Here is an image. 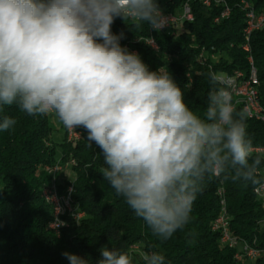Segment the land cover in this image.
Segmentation results:
<instances>
[{
  "label": "clouds",
  "instance_id": "obj_1",
  "mask_svg": "<svg viewBox=\"0 0 264 264\" xmlns=\"http://www.w3.org/2000/svg\"><path fill=\"white\" fill-rule=\"evenodd\" d=\"M136 30L168 24L158 0H0V112L54 114L82 127L103 153L102 178L153 235L167 241L190 222L206 178L260 183L247 112L227 74L209 70L203 111L194 110L171 73L150 70L121 46L115 18ZM3 116L0 131L12 129ZM97 264H135L126 250L101 247ZM69 264L90 259L63 252ZM143 264H165L159 251Z\"/></svg>",
  "mask_w": 264,
  "mask_h": 264
},
{
  "label": "trees",
  "instance_id": "obj_2",
  "mask_svg": "<svg viewBox=\"0 0 264 264\" xmlns=\"http://www.w3.org/2000/svg\"><path fill=\"white\" fill-rule=\"evenodd\" d=\"M241 1L264 14V0H221L208 7L203 5V0H158L164 15L176 14L187 4L193 21L181 23L170 32L155 34L147 25L136 30L118 17L112 32H123L121 46L139 54L150 70L162 67L169 71L184 90L189 106L202 112L210 88L209 70L249 74L247 54L241 49L245 17ZM225 7L228 16L214 23ZM149 35L153 36L157 51L142 41L135 42ZM248 45L258 81V100L264 109V31L253 33ZM203 49L208 55H218V60L200 62ZM3 116L14 117L17 123L12 129L0 131V264H69L62 255L65 251L97 264L99 250L105 245L130 252L135 264H143L141 252L156 250L165 255V264L250 263L235 261L234 250L221 247L218 234L211 231L219 213L218 188L223 190L232 234L253 248L264 249V229L259 225L264 211L253 195V189L264 180V162L257 173L260 179L257 185L206 178L189 224L167 241H161L102 178L103 153L94 142L89 147L85 129L81 127L82 138L78 143H66L63 136L57 148L51 140L48 115L30 116L13 105L0 112V120ZM246 123L253 148L264 147V124L248 118ZM68 160L75 162L70 168L72 181L56 179L55 185L60 194L66 187H72V207L75 215L82 216L78 220L75 215L65 217L67 226L57 236L48 230L51 209L41 194L52 182L45 168ZM252 263L264 264V259Z\"/></svg>",
  "mask_w": 264,
  "mask_h": 264
},
{
  "label": "built area",
  "instance_id": "obj_3",
  "mask_svg": "<svg viewBox=\"0 0 264 264\" xmlns=\"http://www.w3.org/2000/svg\"><path fill=\"white\" fill-rule=\"evenodd\" d=\"M211 3L219 4L221 0H203V5L208 7ZM244 11V28H243V39L244 43L241 47L242 51L247 54V61L250 65V70L248 76H239L238 71H234L232 74H227L230 77L229 82H240L241 91H250V94H257L258 96V81L257 78H254V68L252 66V60L249 56V38L250 31H253V22L261 21L259 16H250L249 8L241 7ZM229 14L228 8H224V10L220 13L218 17H216L213 21L214 23H218L219 21L226 18ZM168 18V24L161 29L160 31H155V34H164L170 32L171 29L179 26L181 23H191L193 21V16L191 10L187 4L183 5L182 10H179L176 14H170L166 16ZM137 40H146V47L150 48L153 51H157L158 47L154 41L153 36H148L145 39H137ZM135 52V51H133ZM136 53V52H135ZM200 62H206L207 60L216 62L218 60V55L212 54L208 55L206 50H202L199 55ZM225 74V73H224ZM233 96V95H232ZM259 99V97H258ZM240 106L241 109L245 108L243 105ZM255 112H262V119H264V109L261 108L259 100L258 105H255ZM54 116V114H51ZM248 119H253L258 121V119H254V112L247 113ZM82 138L81 127L75 128L71 130V145H75ZM253 151H258V155L264 156V147L261 148H253ZM73 165H71L72 167ZM62 168V163H57L53 167H46L45 171L51 176L52 182L49 187H46L42 190V198L46 203H52V233L55 235H59L60 231L65 228L67 225H61L58 220H56V209H57V194H60L56 188L55 180L57 173L60 172ZM72 191V187L68 186L64 190L63 193L66 196V202L68 206V211H75L72 207V200L70 197V193ZM261 191H264V180L261 181L259 185H257L253 189L254 197L259 201L260 208L264 211V198H261ZM217 196L219 198V219L217 221H213L211 224V231L218 234L219 244L221 247L234 250L233 258L237 262H255L259 259H264V249H257L251 247L247 242L243 240H238L236 236H234L230 230V219L226 211V204L223 198V190L221 188L217 189ZM81 215V214H80ZM82 216V215H81ZM260 228L264 229V218L259 222Z\"/></svg>",
  "mask_w": 264,
  "mask_h": 264
},
{
  "label": "bare ground",
  "instance_id": "obj_4",
  "mask_svg": "<svg viewBox=\"0 0 264 264\" xmlns=\"http://www.w3.org/2000/svg\"><path fill=\"white\" fill-rule=\"evenodd\" d=\"M246 6L249 8L250 16H259V18L261 19V21L253 22V31H250V37H251V35L255 32L264 31V14H259L258 12L254 11L247 3L241 1V7H246ZM182 8L183 6L180 8V10H182ZM151 30L152 32H155V30L153 29ZM141 41L146 44V40H135V42H141ZM249 54H250V47H249ZM238 73L239 76H245V74L241 71H238ZM254 78H256L255 70H254ZM228 86H229V90L233 95L234 103L237 105H243L247 113L254 112V119H258L259 122L264 124V119H262V112H255V105H258L257 94H250V91L238 92V90L240 89V82H229ZM48 116H51V114H48ZM63 131H64L65 142L71 143V130L63 126ZM253 153L258 154V151H253ZM74 163L75 162L72 160H68L65 163L63 162L60 172L57 173L56 179H58V176L64 171L70 170L71 165H74ZM261 198H264V191H261ZM46 204L50 207L51 209L50 211L52 212V203H46ZM74 215H75V211H68L65 194H57L56 220H58V222L61 225H65L64 218ZM74 217L76 218V220H78L81 217V215H75ZM218 219H219V213L217 217L214 219V221H217ZM51 226H52V220L48 224V230L52 232Z\"/></svg>",
  "mask_w": 264,
  "mask_h": 264
},
{
  "label": "rangeland",
  "instance_id": "obj_5",
  "mask_svg": "<svg viewBox=\"0 0 264 264\" xmlns=\"http://www.w3.org/2000/svg\"><path fill=\"white\" fill-rule=\"evenodd\" d=\"M175 28H179V26H176ZM49 127L51 128V140L55 144L57 148L62 144L63 142V136L64 131L63 128H61V123L56 118V116H49ZM73 175L70 170L65 171L64 173H61L58 176L57 180L63 181H72ZM246 264H253L252 262L246 263Z\"/></svg>",
  "mask_w": 264,
  "mask_h": 264
},
{
  "label": "crops",
  "instance_id": "obj_6",
  "mask_svg": "<svg viewBox=\"0 0 264 264\" xmlns=\"http://www.w3.org/2000/svg\"><path fill=\"white\" fill-rule=\"evenodd\" d=\"M64 172H65V171H64ZM64 172H63V173H64Z\"/></svg>",
  "mask_w": 264,
  "mask_h": 264
}]
</instances>
